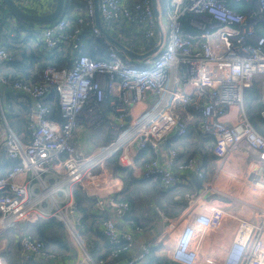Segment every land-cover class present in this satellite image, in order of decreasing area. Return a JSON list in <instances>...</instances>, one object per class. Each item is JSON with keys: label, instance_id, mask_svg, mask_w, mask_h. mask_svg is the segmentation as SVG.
<instances>
[{"label": "built area", "instance_id": "obj_1", "mask_svg": "<svg viewBox=\"0 0 264 264\" xmlns=\"http://www.w3.org/2000/svg\"><path fill=\"white\" fill-rule=\"evenodd\" d=\"M14 1L25 12L41 15L44 11L38 0ZM65 1L81 4L85 17L70 35L65 33L64 17L43 26L40 36L47 52L66 43L78 53L84 46L78 37L84 25H92L94 34L102 35L95 22V0ZM165 2L166 21L160 0L159 20L152 0H98L100 18L111 29L126 22L147 41L155 39L149 50L137 54L158 45L160 27L164 42L154 55L133 59L105 38L108 51L102 60L77 56L70 68L45 69L39 82L0 76V90L10 86L24 101H32L27 112L30 135L25 141L10 126L0 98V157L13 165L4 174L0 172V235L7 231L15 235L14 228L24 229L41 219L69 223L77 204L68 191L76 187L95 199L94 209L100 215L110 216L102 233L117 248L108 259L98 263L87 259L84 264H118L121 255L127 258L123 264H149L154 255L165 257L170 264H264V204L251 203L255 209L252 220L230 218L226 202H248L225 194L208 177L203 147L199 156L185 154L187 159L178 163L183 153L177 149L169 150L168 159L140 162L141 153L150 150L158 155L163 141L186 137L190 125L197 124L202 137L212 144L218 172L227 160L238 159L244 151L249 157L245 184L264 192V136L243 108L245 91L255 83H260L264 101V37L256 32L257 24L264 22V0ZM229 2L248 3L254 9L238 13ZM12 60L11 53L0 48V69ZM53 92L60 122L52 119L49 100ZM109 109L112 118L106 114ZM261 117L264 120V110ZM83 121L91 129L111 126L109 142L94 155L85 156L74 144ZM114 157L136 180L159 182L164 190L192 187L185 195L184 211L173 219L160 214L162 232L143 243L138 253H134L136 236L143 229L128 219L132 207L120 198L123 189L117 187L122 177L115 170L103 169ZM194 179L201 181L200 188ZM57 193L62 208L53 197ZM227 220H235L233 226L218 235ZM18 242L27 260L32 256L49 262L58 259L46 243L31 235ZM5 247L0 248V264H8L1 255Z\"/></svg>", "mask_w": 264, "mask_h": 264}, {"label": "trees", "instance_id": "obj_2", "mask_svg": "<svg viewBox=\"0 0 264 264\" xmlns=\"http://www.w3.org/2000/svg\"><path fill=\"white\" fill-rule=\"evenodd\" d=\"M38 2L40 3V0H38ZM55 5L56 0H54L52 4V9L55 8ZM4 6L6 7L4 2L0 1V9H3L2 7ZM229 6L236 12L243 14L247 13L248 9L250 8V5L244 2H229ZM27 12L32 14L36 13L32 11ZM48 12L50 11L42 14H46ZM13 17L15 16L9 10L8 14L2 15V21L0 23L6 22L7 19L12 20ZM63 17L67 22L65 33L69 35L74 34L75 31L80 27L79 19L85 17V10L81 4H68L65 1V7L61 18ZM16 19L18 21H11V24L9 22L6 24L4 23V25L0 24V48H3L11 53L13 57V60L10 63L6 64L5 67L0 69V76H7L11 79H22L25 81L39 82L45 69L50 67L57 69L70 68L75 58L80 55H86L92 57L93 59L102 60L105 58L108 51V48L104 45V40L105 38L107 39L108 35L118 41H121L120 43H122V45H125L129 49L136 52H140L143 49L147 51L155 43V39L147 41L142 36V34L135 29L134 26L126 22L119 24L116 28L118 29L121 27V29H118V31L121 34L126 35V40L119 39L117 35H111L110 30L107 27L103 28L102 35H95L92 25H84L82 27V33L78 36L80 42L83 43L84 46L78 53L72 52L69 45L66 43L60 44L59 47L52 52H47L43 47L44 45L40 36V33L43 30L42 27L46 25L23 21L18 18ZM185 28L190 30L188 25H186ZM261 28L263 30H261ZM116 29L114 28L112 30ZM259 29L260 32H258ZM256 32L259 36L264 37V23H260L256 27ZM249 90L245 100L247 111L249 110L251 115L259 116V114L264 110V101H259L257 85L250 88ZM0 98L2 101H5V107L10 126L18 135L23 134L25 132V127H27L28 124V107L26 106L27 102L24 101V97L13 90L12 87L4 86L0 90ZM51 98V101L54 103L53 111L58 117V120L62 121L59 115V108L57 106V96L54 92L52 93ZM108 111L109 110L106 111V114L110 112ZM259 119L264 124V120H262L263 118L261 119L259 117ZM106 140L108 143L109 137H107ZM176 140L167 142V146H173L176 143ZM202 144H205V146L208 145L209 140L202 137L200 147H202ZM196 154H198V152L193 151L190 155ZM142 156H146V153H143ZM142 160H144V158ZM6 162L8 161L6 160ZM109 164L115 168V172H118L121 175L123 182L126 185V188L121 194L120 198L129 202L133 209V211L128 215V219L133 220L135 223L141 225V220L138 217V214L144 218V213L141 208L144 198L148 199L149 203L155 201L157 204H161L160 198L162 195L158 190V188H160L159 183H151L149 180L143 181L134 179L132 173L128 169L118 166L117 157L111 159ZM12 166V164L1 166L0 170L2 174L5 173L7 168H11ZM191 191L192 187H187L185 189L174 187L168 193L173 192L174 195L180 193L188 194ZM75 199L77 202V209L83 214V221L88 219L91 223L89 231L92 233H98L108 243V255L104 258L109 257L117 249L108 242L102 233L103 223L110 216L108 214L100 215L94 209L95 199L87 197L79 190L75 191ZM150 222L152 223L153 220L147 218V224ZM25 231L28 232L25 235L32 234L31 236L35 237V239L38 241L46 243L48 250H50V248L54 249V247H56L60 252L69 251V243L67 241L69 238L66 229L63 223L55 218L41 219L35 224L27 227ZM123 257L124 256L121 255L119 259ZM160 261V257L158 258L154 255L149 264H160ZM34 264H43V262L40 261Z\"/></svg>", "mask_w": 264, "mask_h": 264}, {"label": "crops", "instance_id": "obj_3", "mask_svg": "<svg viewBox=\"0 0 264 264\" xmlns=\"http://www.w3.org/2000/svg\"><path fill=\"white\" fill-rule=\"evenodd\" d=\"M0 1L3 2L2 0H0ZM53 2H54V0H40V3L43 4V6H44L43 7L44 11L42 13L50 11L52 9ZM249 5H250V8L248 9L247 12L254 9L253 5H251V4H249ZM2 8L3 9H0V22L2 21V15L9 13V10L7 7L4 6ZM50 12H48V13H50ZM11 21L16 22L18 20L15 17H13L12 20L7 19L6 22H2L0 24L4 25V23L6 24L8 22L11 24ZM95 22H96V18H95ZM260 23H264V22H260ZM260 23H258L257 26ZM120 24H122V23H120ZM101 25L103 28L107 27L110 30L111 35H115V36L117 35L119 37V39H121V40L127 39L126 35L121 34L118 31V29H121V27H119L118 29H116L117 27H115L116 30H112L108 25H106L105 23L102 22V19H101ZM261 30H263V29L261 28ZM258 32H260V29L258 30ZM113 39L116 40L115 38H113ZM116 41L119 43L121 42L118 40H116ZM123 46H125V45H123ZM134 52H136V51H134ZM255 85H257V92H258L259 101L263 102L261 99L260 83H257V84L255 83L252 87H254ZM248 90L245 91V94H244L243 108H244V112L246 113L247 118L250 120V116L247 112V108H246L247 106H246V101H245L246 96H247L248 92L250 91V90L249 91ZM25 102H27V104L25 103L27 107H29V105L32 103L31 100H25ZM2 103L4 106H6L5 101H2ZM49 104H50L51 111H52L53 121L60 122L58 120V117L55 115V113L53 111V104L54 103L49 100ZM57 106H58V104H57ZM142 107H144L143 104L138 106L137 110L140 111ZM106 108L107 109L109 108V104L106 105ZM109 111H108L109 113H107V115L111 116V118H112V112L110 109H109ZM261 113L259 114L258 117H260L262 119ZM59 115H60V111H59ZM258 127L259 128L257 129V131L261 135L264 136V124H263V122L260 121V124ZM80 128L81 129H79L77 131V135L75 137L74 144H75L76 149L79 152L83 153L85 156L94 155L99 147L107 144V140H106L107 137L105 139H101V141L99 139L97 141V147L96 146L93 147L91 144L87 145V144H83V142H79L78 141L79 138L84 139V133L90 132L89 139L92 138V136L94 135V133L91 132L93 130H91V128L87 127L85 121L82 122V125ZM29 135H30V133H29L27 127H25V132L23 134H20L19 136L22 137L24 140L26 139L25 141H28ZM173 140H176V143H175L176 145L174 144L173 146L168 147L166 143L169 141H173ZM103 142H104V144H103ZM200 142H202V134L199 130L198 125L196 124L193 128H192V125H190V133L188 136L183 137V138L177 137V138L167 139V140L163 141L159 146L158 155L153 153L150 150H146L145 152H143V153H146V156H141L140 162L142 161L141 163H145V162L151 161L152 159H154L156 157H159V159H161V160L168 159L170 157V153H169L170 149H177L183 153L182 156H179L176 160L177 163L182 162V161H185L187 159L185 154L190 155L193 151L198 152L197 155L199 156V151H200L199 147L201 146ZM204 146H205V144H202L203 152L205 153L204 161H205V164L207 166L208 177L210 179H214L216 185H218L220 187V189L225 194L232 195L235 197L237 196L238 199H242L243 201L248 202V203L243 204V205H237V204L228 205V202H226L224 204V207H225V209L230 211L231 214L229 215V217L230 218H232V217L237 218V220L238 219L239 220H252V218L254 216L255 209L251 203H255V202L257 203L258 202V204L260 206H263L260 204V201L264 204V192L256 191V190L250 188L249 186H247L245 184L244 171H245V168H246L247 163H248V161H247L249 158L248 154L246 152L242 151L241 157H239L238 159H235V160H227L225 162L223 168L220 169V171L218 172L217 163H216V160H214V156H213L212 144H209L206 149L204 148ZM188 147H190V149H189L190 153H187ZM143 153H141V154L143 155ZM143 158H144V160H142ZM200 158H202V156ZM9 164H10L9 162H6V158L4 156L0 157V167L6 166ZM9 169H10V167L7 168L6 171ZM103 169L104 170H107V169L110 170L111 169L112 172L115 170V168L112 165H110L109 163L108 164L105 163ZM96 171H97V169H95L93 172L95 173ZM0 172H1V170H0ZM149 181L151 183L156 182L153 180H149ZM159 185H160V183H159ZM100 187H102V186H100ZM117 187L122 188L124 191L126 188V185L124 182H121V183L117 184ZM72 189L73 188H71L68 192H70V196L72 198H74V200L76 201L75 191H77V190H79L81 192H83V191L81 189L76 188V187L73 190ZM158 190L160 191V194L162 195V197L160 198L161 204L159 205L155 201L151 202L150 205L152 206V209H151L152 212L151 213H147V212L144 213V215H143L144 218L140 214H138V217L141 220L140 226L142 227L143 232L141 234H139L138 236H136V244H135L134 253H138V251L140 250V247L142 246L143 243L148 242V241H152L153 239H155L157 236L160 235V233L162 232V230L164 228L163 219H161L160 214H163V215L167 216L168 218L173 219V218L178 217L186 208V204H185L186 203L185 202L186 201L185 200L186 194L185 193H180V194L174 195L173 192L168 193L171 189L164 190L161 185H160V188H158ZM83 193L87 196V194L85 192H83ZM177 196H179L180 198H177ZM53 197L57 201V206L62 208V206H61V201H62L61 194L57 193ZM183 198H184V201H183ZM180 199H182V201H179ZM45 202L47 203V205H49V208L52 211H56V209L54 208V205L52 203L50 204V201L46 200ZM76 204H77V202H76ZM184 204H185V206H184ZM132 211H133V209H132ZM175 213H177V214H175ZM68 218H69V223H66L62 220H58V221L63 223V225L66 229V232L69 235V239H67V241L69 243V251L60 252L58 250V248H56V247H54V249L50 248L49 252L55 254L58 258L55 262H51V261L49 262L48 260L34 259L33 256L31 257V259L27 260L23 255V249H22L20 243L18 242L19 239H21L23 237L20 235V232L24 233V236H27L25 234H27L28 232L25 231V229L27 227L35 224L36 222L28 224L26 227H24V229H18V232L15 235L13 233H11V231H7V232L2 233L0 235L2 237L4 234H6L8 232H9L8 234L10 235V241L7 238H3L0 241V248L4 244L6 246L5 249L2 250V252H1L2 257L6 260V262L8 264H10V263H12V264H31V263H36V262H40V261H42L43 264H84L86 262L85 260H87V259H91L92 261L98 263L101 260L100 258H104L108 255V243L98 233H92L91 231H89V227H90L91 223L88 219L83 221V214L80 212V210L77 209V213H75L74 215H69ZM147 218L150 220H153V222L152 223L150 222L149 224H147ZM231 221H235V220H227L225 223V226L223 228L222 233H218V235L225 234V232L228 231L233 226ZM74 233H75V235H74ZM30 235H32V234H30ZM7 257H9V259H7ZM108 258L109 257L104 258V259H108ZM125 258L126 257L118 259L119 260L118 264H123L122 262L125 260ZM160 259H161L160 264H164V261L166 258L160 257ZM166 262H167V264H169L168 259H166Z\"/></svg>", "mask_w": 264, "mask_h": 264}, {"label": "water", "instance_id": "obj_4", "mask_svg": "<svg viewBox=\"0 0 264 264\" xmlns=\"http://www.w3.org/2000/svg\"><path fill=\"white\" fill-rule=\"evenodd\" d=\"M4 2V4L6 5V7L11 11V13H13V15L18 18L21 19L23 21H28V22H32V23H36V24H41V25H48L51 23H54L56 21H58L64 11V7H65V0H56V5L55 8L53 9L52 12L47 13V14H43V15H35V14H30L25 12L24 10H22L14 0H2ZM153 1V10L155 12V16L157 18V20L160 19L161 13L158 9V5H157V0H152ZM95 18H96V26L103 32V27L101 25V18H100V12H99V7H98V0H95ZM159 43L158 45L152 49L151 51L145 53V54H137L136 52L128 49L127 47L123 46L121 43L117 42L116 40H114L111 36L108 35L107 39L114 44V46H116L117 48H119L121 51H123L124 53H126L128 56L134 58V59H144L148 56L154 55L155 53H157L159 51V49L161 48V46L163 45L164 42V33L161 30V28L159 27ZM195 185L197 188H200L201 185V181H197L195 180Z\"/></svg>", "mask_w": 264, "mask_h": 264}, {"label": "rangeland", "instance_id": "obj_5", "mask_svg": "<svg viewBox=\"0 0 264 264\" xmlns=\"http://www.w3.org/2000/svg\"><path fill=\"white\" fill-rule=\"evenodd\" d=\"M160 2H161V6H162V14L164 15V19H165V21H166V19H167V17H166V15H167V9H166V2H165V0H160ZM51 12L53 11V9H51L50 10ZM248 112V114H249V116H250V120H251V122H252V125L254 126V128H256V130L258 129V126H259V124H260V119H259V117L258 116H254V115H251L250 114V111L248 110L247 111ZM129 120H130V117H128V119H126V121L127 122H129ZM81 126H79V128H78V130L79 129H81L80 128ZM111 126L109 125V124H104L102 127H100V128H98V129H91V130H93V131H91V132H93L94 133V135L92 136V138H90L89 139V137H90V132L89 133H84V139H78V141L79 142H83V144H87V145H92L93 147L94 146H96L97 147V141L100 139V141H101V139H105L106 137H110V131H111V128H110ZM77 130V131H78ZM76 135H77V132H76V134H75V137H76ZM82 140V141H81ZM74 142H75V138H74ZM103 144H104V142H103ZM191 146V145H190ZM190 148H188V151H187V153H190V150H189ZM179 201H182V199H180ZM183 201H184V198H183ZM186 202V201H185ZM151 203H149V200L148 199H145L144 198V201H143V203H142V206H141V208H142V210H143V213H151L152 211H151V209H152V206L150 205ZM186 204V203H185ZM185 204H184V206H185ZM149 210V211H148ZM175 214H177V213H175ZM165 216V215H164ZM167 217V216H166ZM15 229V232L17 233L18 231V229L17 228H14ZM9 233V232H8ZM8 233H6V234H4L2 237L0 236V241H1V239H3V238H7L9 241H10V235L8 234ZM12 233V232H11ZM20 235L21 236H24V233H22V232H20ZM68 238H69V235H68ZM158 257H160V256H158ZM7 259H9V257H7ZM10 264H12V263H10ZM164 264H167V262H166V259H165V261H164Z\"/></svg>", "mask_w": 264, "mask_h": 264}, {"label": "clouds", "instance_id": "obj_6", "mask_svg": "<svg viewBox=\"0 0 264 264\" xmlns=\"http://www.w3.org/2000/svg\"><path fill=\"white\" fill-rule=\"evenodd\" d=\"M41 15H43V14H41Z\"/></svg>", "mask_w": 264, "mask_h": 264}]
</instances>
